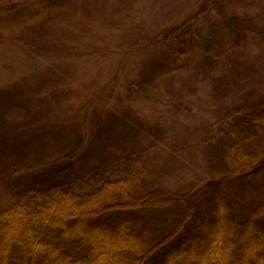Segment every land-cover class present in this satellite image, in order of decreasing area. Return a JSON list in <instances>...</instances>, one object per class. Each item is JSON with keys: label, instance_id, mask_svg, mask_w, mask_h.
Returning <instances> with one entry per match:
<instances>
[{"label": "rangeland", "instance_id": "1", "mask_svg": "<svg viewBox=\"0 0 264 264\" xmlns=\"http://www.w3.org/2000/svg\"><path fill=\"white\" fill-rule=\"evenodd\" d=\"M234 16L247 41L219 58L183 55V32L153 41L190 17L208 35ZM262 115L264 0H0V125L32 129L0 130V160L37 190L43 177L78 192L138 172L149 188L202 181Z\"/></svg>", "mask_w": 264, "mask_h": 264}, {"label": "trees", "instance_id": "2", "mask_svg": "<svg viewBox=\"0 0 264 264\" xmlns=\"http://www.w3.org/2000/svg\"><path fill=\"white\" fill-rule=\"evenodd\" d=\"M192 19L153 41L183 32V55L217 58L247 41L238 16L208 35L189 31ZM252 122L258 130L230 133L221 170L184 177L174 189L149 188L138 172L83 192L43 177L37 190L33 174L0 160V180L23 184L0 208V264H264V115ZM0 130L20 138L32 131Z\"/></svg>", "mask_w": 264, "mask_h": 264}]
</instances>
